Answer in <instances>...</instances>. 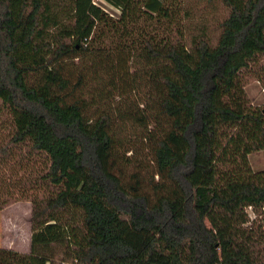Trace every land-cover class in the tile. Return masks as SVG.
I'll list each match as a JSON object with an SVG mask.
<instances>
[{"label": "trees", "instance_id": "trees-1", "mask_svg": "<svg viewBox=\"0 0 264 264\" xmlns=\"http://www.w3.org/2000/svg\"><path fill=\"white\" fill-rule=\"evenodd\" d=\"M105 1L120 14L0 0V113L14 121L0 164L15 148L45 159L22 182L43 191L31 249L0 246V264H264V169L249 160L264 109L244 79L264 88V0H207L227 8L217 36L172 29L169 0ZM8 195L0 184V211Z\"/></svg>", "mask_w": 264, "mask_h": 264}, {"label": "rangeland", "instance_id": "rangeland-1", "mask_svg": "<svg viewBox=\"0 0 264 264\" xmlns=\"http://www.w3.org/2000/svg\"><path fill=\"white\" fill-rule=\"evenodd\" d=\"M169 1L172 3V7L179 13L178 18H176L178 23L177 25L173 24L171 26L172 29L175 26H180V28L183 26L186 36L201 30H205L213 36L218 35V24L227 14V8L221 2H208L207 0ZM97 2L111 15L118 16L120 14V10L110 5L105 0H98ZM156 26L157 25L154 24L153 28H156ZM151 28L152 26H150L149 30H151ZM122 41V39H118L117 42L118 44H122ZM112 44L115 43H112L110 40L104 43L106 48L108 45L111 47ZM255 76L254 72L244 75V79H246V91L252 107L255 109H264V88L262 83ZM107 107L108 105L103 108ZM103 108H101V110ZM93 110L92 112H94ZM13 128V116L6 106H2L0 113V144L5 141L8 136L10 137ZM132 133H134L133 129H128L125 135L128 138L133 136ZM26 152L27 149L25 148L20 150L22 155H25ZM21 154H19L17 148H15L7 163L0 164V184L2 185L5 183V185L9 187V195L6 196V198L14 199L13 202L0 211V237H3L4 241L6 239L9 240V226L10 224L12 225L13 221V223L18 224L19 231L21 232V234H19V240L24 242L27 233V223L30 222L32 211L30 198L33 194L43 192L40 188L27 190L22 182L35 176L36 172L44 167V157L34 156L22 158ZM249 160L254 170L264 169V150L251 153L249 155ZM248 210L251 214V218H254L255 214L252 209L249 208Z\"/></svg>", "mask_w": 264, "mask_h": 264}, {"label": "crops", "instance_id": "crops-1", "mask_svg": "<svg viewBox=\"0 0 264 264\" xmlns=\"http://www.w3.org/2000/svg\"><path fill=\"white\" fill-rule=\"evenodd\" d=\"M27 224H28L27 233L25 235L24 242L19 240L20 239L19 234H21V232L19 231L18 224L13 223L12 221V225L10 224L9 226V240L6 239L4 241L3 237H0V246L12 248V249L19 250L22 252H29L31 249V234L32 233H31L30 222H28ZM65 264H74V263H65Z\"/></svg>", "mask_w": 264, "mask_h": 264}, {"label": "built area", "instance_id": "built-area-1", "mask_svg": "<svg viewBox=\"0 0 264 264\" xmlns=\"http://www.w3.org/2000/svg\"><path fill=\"white\" fill-rule=\"evenodd\" d=\"M95 2H97L98 0H94ZM98 3V2H97Z\"/></svg>", "mask_w": 264, "mask_h": 264}]
</instances>
